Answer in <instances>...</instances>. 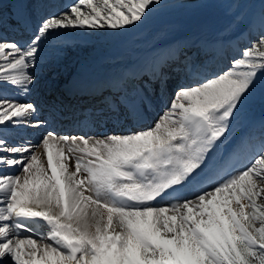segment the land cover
<instances>
[{
  "label": "snow or ice",
  "instance_id": "6c2138e0",
  "mask_svg": "<svg viewBox=\"0 0 264 264\" xmlns=\"http://www.w3.org/2000/svg\"><path fill=\"white\" fill-rule=\"evenodd\" d=\"M165 3L73 0L23 44L0 37V264H264V120L259 137L233 138L264 90V10L238 54L224 39L191 57L161 52L131 76L148 81L119 78L85 116L138 124L154 85L168 87L165 69L179 66L186 79L152 126L61 134L26 99L49 46L70 32L140 28ZM8 87L25 99L5 95ZM41 128L49 130L39 141L26 135Z\"/></svg>",
  "mask_w": 264,
  "mask_h": 264
},
{
  "label": "bare ground",
  "instance_id": "6f19581e",
  "mask_svg": "<svg viewBox=\"0 0 264 264\" xmlns=\"http://www.w3.org/2000/svg\"><path fill=\"white\" fill-rule=\"evenodd\" d=\"M44 1L50 6L49 0ZM71 2L59 0L52 6L64 7ZM33 10L34 3L31 2L28 13H34ZM262 10H264V4L261 0H166V3L156 9L144 25L129 32L109 31L107 34L98 35L92 32L76 31L80 34L78 39L75 38L74 32H70L62 38V42L53 49L52 54L44 53L46 61L36 69L38 82L26 99L38 101L41 107L44 105L43 113L55 122L56 127L59 124L61 127L67 124L69 130L56 129L61 134L77 133L74 135H79L88 132L91 135H99L113 129L122 131L124 128H117V125L111 123L88 126L85 122L84 116L91 113L93 109L102 107L106 96L116 93L117 88L116 90L110 88V79H113L116 84L128 67L150 49L152 51L144 59L145 64L159 53L169 49L176 53L183 50L185 55L191 57L195 53L192 48H198L201 44H214L218 39L230 41L238 38L244 42L243 46H247L258 32ZM6 19V9L1 8L0 37L16 41L18 37L15 38L12 32L3 31L5 27L7 28ZM34 25L36 27V24ZM18 28L22 26L19 24ZM226 30L227 34H225ZM24 33L28 38L30 32ZM81 36L82 39H80ZM24 39L21 38V41ZM240 49L232 44L227 51L229 54H238ZM229 57L230 55L225 56L219 66L227 64ZM82 59L87 60L82 61ZM79 63L87 72L71 83L73 76L71 79L68 78L73 67ZM174 67L177 71L171 68H166L165 71L171 76L181 73L179 66ZM81 77H87L82 80L84 83H81ZM144 78L149 79L147 75ZM78 82L81 87L77 89H82V92H77L73 97L68 96L67 92L72 89L73 84ZM136 82L140 81L136 80ZM7 90H11V93L14 91L20 94L21 99H25L16 89L8 87ZM153 94H151V100L155 109H152L150 120L155 124L162 116H158V110L165 108V104L170 105L171 102L168 100L167 92L162 96L164 101L156 99L155 93ZM261 103H264V90H258L257 94L249 100L241 116L234 122L233 137L242 129L244 117L257 108H261ZM55 109L58 110L55 111ZM53 124L51 127H54ZM131 124L132 121L129 119L124 126L129 128ZM47 130L49 129H29L26 135H30L33 141H39Z\"/></svg>",
  "mask_w": 264,
  "mask_h": 264
},
{
  "label": "rangeland",
  "instance_id": "374dc122",
  "mask_svg": "<svg viewBox=\"0 0 264 264\" xmlns=\"http://www.w3.org/2000/svg\"><path fill=\"white\" fill-rule=\"evenodd\" d=\"M63 8L64 7H59V10L58 11H60V10H63ZM44 17V16H43ZM2 21V20H1ZM7 29V30H6ZM5 33H6V31L7 32H9V30H8V28H6L5 27V30H3ZM82 35V34H81ZM74 36H75V38L76 39H78L79 38V36H80V34L79 33H77V32H74ZM20 38H18V39H16V41H18ZM80 39H82V36L80 37ZM14 40V39H13ZM27 40H22L20 43L22 44V43H24V42H26ZM235 42L237 43V44H235ZM243 44H244V42H241L238 38H235L234 40H233V46H235V45H239L240 46V48L242 49L243 47H245V46H243ZM58 44H56V45H53V46H49L46 50H45V53L46 54H52V52H53V49L54 48H56V46H57ZM230 58V57H229ZM46 61V59H44L43 58V60L41 61V63H44ZM227 66V64H225L224 66H222V67H226ZM175 71H177V70H175ZM179 72V71H178ZM184 78H185V76L182 74V73H179V74H176L175 76H171V74H170V79H169V81H168V87L165 89V90H160V88H159V85H157L156 87H155V98L157 99H161V100H163L164 99V97H162L166 92H167V94H168V100L170 101V102H172V100H173V98H174V96H175V94H176V91H177V85L178 84H180V83H182L183 81H184ZM43 81H45V79L43 80ZM169 88H170V90H169ZM169 91H168V90ZM173 89V90H172ZM6 95H12L13 96V93H11L10 92V90L8 91L7 90V92L5 93ZM161 97V98H160ZM164 101V100H163ZM261 104H264V103H261ZM165 106V108H163V109H161L160 111L158 110V116H160V115H163V113H164V111H165V109L166 108H168L170 105H164ZM41 118L43 119V118H46L43 114H42V116H41ZM51 121V120H50ZM53 123V122H52ZM125 123L126 122H124L123 124H121V126H119V125H117V128H124L123 130H125V129H127L124 125H125ZM152 125H154L153 123H152V121L149 123V124H147V125H144V126H140L139 128H143V127H147V126H152ZM63 126L67 129V130H69V127H68V125L67 124H63ZM67 126V127H66ZM123 126V127H122ZM103 127V126H102ZM137 129V127L136 128H133V130H136ZM58 130V129H57ZM120 130V129H119ZM122 130V131H123ZM59 133H60V131H59ZM67 133H70V132H67ZM74 134H77V133H74ZM31 139H33L30 135H28Z\"/></svg>",
  "mask_w": 264,
  "mask_h": 264
}]
</instances>
